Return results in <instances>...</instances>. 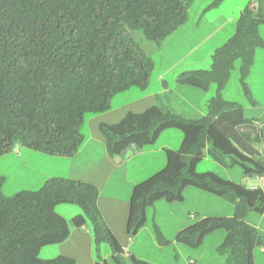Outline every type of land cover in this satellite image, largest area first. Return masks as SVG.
I'll list each match as a JSON object with an SVG mask.
<instances>
[{
    "label": "trees",
    "instance_id": "16d2710c",
    "mask_svg": "<svg viewBox=\"0 0 264 264\" xmlns=\"http://www.w3.org/2000/svg\"><path fill=\"white\" fill-rule=\"evenodd\" d=\"M193 0H0V156L16 144L49 155L75 154L86 136L82 126L87 113L110 109L112 97L131 87L148 85L154 60L134 38L140 30L158 45L186 22ZM264 9L251 3L241 11L235 33L212 55L207 70L179 74L177 80L203 90L217 84L221 90L237 58L242 61V82L254 64L256 49L264 45L260 24ZM158 103L142 112L128 111L116 123L100 122L110 155L153 145L168 128L183 132L171 169L138 198L132 222L136 234L147 222V209L155 202L182 201L186 187H195L235 204L231 216L201 217L181 229L175 241L191 247L217 229L226 235L218 247L229 264H255L254 250L264 247V232L245 219L248 211L264 212V191L249 188L212 171L198 172L207 153L218 162L239 165L246 175L264 174V161L255 157V145L264 138L256 119L247 117L236 102L218 96L208 113L189 118L168 109L169 93H157ZM249 126L253 130H244ZM264 126V124H263ZM1 180V179H0ZM0 182V264H76L73 257L41 258L39 249L57 244L76 227L91 228L99 251L114 241L98 207V188L64 177L48 179L36 190L5 195ZM70 202L82 212L71 222H52V204ZM161 243H168L160 238ZM98 256V255H97ZM122 264V256L116 254ZM115 258L110 259L116 264Z\"/></svg>",
    "mask_w": 264,
    "mask_h": 264
},
{
    "label": "rangeland",
    "instance_id": "374dc122",
    "mask_svg": "<svg viewBox=\"0 0 264 264\" xmlns=\"http://www.w3.org/2000/svg\"><path fill=\"white\" fill-rule=\"evenodd\" d=\"M250 2L255 4L259 0H193L188 9L186 22L169 34L160 45L147 39L142 31L133 30L134 38L146 49L155 63L148 85L145 88L135 86L116 93L111 99L110 109L105 112L87 113L81 129L82 133L86 137L91 133L102 137L98 127L102 120L116 123L129 110L144 111L158 103L157 93L164 91L171 95V106L174 107L171 108L169 101L167 102L162 96L168 109L189 118L206 115L210 102L220 93L226 101L241 104L245 116L258 120L264 132V45L256 49L254 64L244 79L250 90V96L244 90L240 58L235 60L228 81L221 90L218 89L217 84H212L209 89L203 90L182 84L177 80L182 72L211 68L213 53L235 33L241 11ZM259 32L264 39V23L260 24ZM261 127L257 125L258 129ZM182 139L181 130L168 128L161 133L155 144L145 147L144 150L147 151L138 158L130 159L122 169L121 166L115 168L94 164L89 170L80 164L71 167L70 157L57 162L45 159L47 157L44 156L48 155L44 152L16 144L10 152L0 156L1 189L5 195H12L30 187L33 188L31 190H36L56 174L59 175L57 177L67 176L75 180L88 178L98 183V190L103 197H119L118 211L114 210L119 213V223H115L112 219V225L119 231L120 239L127 243V253H124L127 255L118 252L125 261L124 264H229L226 254L218 251L226 235L224 229H217L208 234L197 247L175 241L176 234L181 227L187 225V220L194 222L200 219L202 214L224 216L234 208L232 201L195 187L188 189L200 193L194 194L192 193L194 191L185 190V201L158 200L147 209L146 225L136 235L124 234L122 225L127 217L131 191V186L125 182H137L152 175L162 165L163 160L156 149L162 144L179 146ZM197 168L199 172L212 170L236 182L247 180L239 165L224 167L207 156L201 159ZM40 170L43 175L40 174ZM248 181L251 185L259 184V179L256 177H249ZM54 206V211L63 215L68 223L74 215L82 212L79 205L70 202H58ZM251 213L255 215L250 216L249 212L248 219L258 216L254 211ZM158 231L160 238L168 243L159 241ZM59 248L62 249L60 245L46 244L39 249L37 255L41 258H54L59 254ZM80 248L76 255L80 257L79 264H85L88 259L84 244L80 245ZM95 250L93 251L95 257L106 252L112 254L107 243H101L99 252ZM68 251L71 252L69 249ZM254 259L255 264H264V253L259 246L254 250Z\"/></svg>",
    "mask_w": 264,
    "mask_h": 264
},
{
    "label": "crops",
    "instance_id": "0c3cea01",
    "mask_svg": "<svg viewBox=\"0 0 264 264\" xmlns=\"http://www.w3.org/2000/svg\"><path fill=\"white\" fill-rule=\"evenodd\" d=\"M250 3L255 8L264 9V0H259L258 3H255L257 5L253 4L252 2H250ZM168 97H169V100L167 99V102L169 101V106H171V104H172L171 95H169ZM171 108H174V107L171 106ZM131 111H133V110H131ZM135 112H142V111H135ZM101 122L109 123L108 121H105V120H102ZM256 124L261 127V124L258 122V120H256ZM242 128L244 130H247V131H249V130H253L254 131V129L252 127H249V126H243ZM179 146H170V145L162 144L161 146H159L156 149V152L159 153L161 155L162 159H163L162 160V165L152 175H150L146 179H142V180L137 181V182H125L126 184H129L131 186V191H130V196H129V199H128L129 200L128 211L126 212L127 217L124 220V225H122L123 230H124V234L126 233L128 236H130L132 234L131 225H132V222H133V220L135 218V215H136V212H137L138 198L144 192L150 190L161 178H163L168 173V171L171 169L175 152L179 148ZM255 147L258 150V154L255 155V157L261 158L264 161V158H263V155H264V141H263V139H262V141L260 143L255 145ZM145 151H147V149L144 150V148H139L137 146H132V147L126 149L120 155L111 156L109 154L108 150H107L106 143H105L104 139L101 136H99V135H97L95 133H91L89 135V137H86L84 143L82 144L80 149L75 154H73L71 156H61V155H49V154H47L48 156H44V157H47L45 159L55 160L57 162H62L65 159H67L68 157H70V159L72 161L71 162V167L75 166L77 164H80L82 167H84L87 170H89L90 166H92L94 164H99V165L101 164V165H105V166L109 165V166H112V167H115V168H118V167L121 166V169H122V167L130 159H133L134 157L138 158L139 155H141ZM130 152H132L133 154H130ZM127 154L130 155V156H127ZM206 156L210 157L207 153L204 155V157H206ZM210 158H212V157H210ZM215 161L218 164H220V165H222L224 167H231V166L224 165V164L218 162L217 160H215ZM122 162H125V163H122ZM199 162H198V164H199ZM198 164H197V167H198ZM197 167H196V169H198ZM241 170H242V168H241ZM206 171H212V170H206ZM206 171H203V172H206ZM212 172H214V171H212ZM242 173H243V171H242ZM40 174L43 175L41 170H40ZM125 174L128 175L126 172H125ZM243 175L246 177L245 179H247V180L245 182H238V183H243V184L247 185L249 188H260L259 184L251 185L249 183V181H248L249 177H256V178L259 179V175L252 176V175H246L244 173H243ZM57 176H59V175L56 174L55 177H57ZM61 177L70 178V177H67V176H61ZM81 180L87 181V182L95 185L98 188V183L97 182H93V181H91L88 178L81 179ZM230 180H232V179H230ZM232 181H234V180H232ZM44 183L45 182H43V184ZM40 184H41V182H40ZM103 186H105V185H103ZM188 188L189 187H186L185 190L194 191V192H192L194 194L200 193V192H195V190H189ZM31 189H33V188L30 187L29 189H23V190H31ZM185 190H184V199L182 201H185V199H186ZM98 192H99L98 193V199H97L98 207H99V209H100V211L102 213V216H103V218H104V220H105V222L107 224L109 232H110V234L112 236V239L114 241V245L116 246V253H112L110 255L109 252H106L103 255L99 254L97 257H95L94 254H93V251L96 249V247L94 245L95 244L94 243V237H93L92 231L90 230L89 226L76 227L71 222L70 223V225H71V235H70V237L67 240L63 241V242L57 243L56 245H60L62 247V249L59 248L60 251H59L58 255H67V256L73 257L76 260V264H79V258H80L79 256L76 255V252L81 250L80 245H83V244H84V250H85V252L87 254V259H88V261L85 264H111L109 258L111 259V257H112V258H115L117 260V256H115L116 254L119 255V253H120V254H122L124 256L127 255V254H124V253H127V251H126L127 243L123 239H120V237L118 235V234H120V233H118L119 231L117 229H114L113 225H112V219L114 220L115 223H117V224L119 223L118 222L119 221L118 220L119 213L116 212V211H118L117 209H118L119 202H120L119 197H117V196L103 197V194L100 192V190H98ZM233 204H234V202H233ZM54 207H55L54 204H52L51 207H50V211H49L50 220L52 222L56 223V224H61L63 221H67V219L63 215H61L59 213H56L54 211V209H55ZM114 210H116V211H114ZM249 212H250V216L255 215V214L251 213V212H253V210L252 211H248L246 213V215H245L246 221L256 225L261 231L264 232V212L262 214H259V213L254 211V213H257L258 216H255V217L253 216L254 218L248 219L247 216H248ZM234 213H235V204H234V208L231 209L230 213H228V214H226L224 216H231ZM52 214L54 215V217H52ZM208 216H210V215L202 214V217H208ZM214 217H222V216H214ZM186 222H187L186 223L187 225H184L183 227H181L179 229V231L181 229L191 225L195 221L194 222L193 221L189 222L187 220ZM261 248H262V251L264 253V247H261ZM68 249L71 250V252L68 251ZM100 249H101V246L99 247V251H100ZM115 262H116V264H122L118 260L115 261Z\"/></svg>",
    "mask_w": 264,
    "mask_h": 264
},
{
    "label": "built area",
    "instance_id": "2783aa9c",
    "mask_svg": "<svg viewBox=\"0 0 264 264\" xmlns=\"http://www.w3.org/2000/svg\"><path fill=\"white\" fill-rule=\"evenodd\" d=\"M264 158V155H263ZM259 187L264 191V174L259 175Z\"/></svg>",
    "mask_w": 264,
    "mask_h": 264
}]
</instances>
